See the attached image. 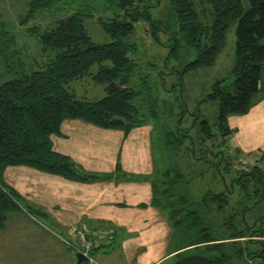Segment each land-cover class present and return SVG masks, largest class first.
Returning <instances> with one entry per match:
<instances>
[{"label": "trees", "instance_id": "1", "mask_svg": "<svg viewBox=\"0 0 264 264\" xmlns=\"http://www.w3.org/2000/svg\"><path fill=\"white\" fill-rule=\"evenodd\" d=\"M160 1L29 0L20 23L35 39L36 55L19 44L8 21L0 20V229L5 227L9 213L20 207L17 192L5 181L10 166H31L75 180L114 177L83 172L69 156L54 150L51 137L60 133L64 120L80 118L126 134L151 124L155 163L150 176L151 204L166 213L171 229L173 259L168 264H247L248 259L252 264H264V228L245 219V211L251 207L238 212V222L233 221L234 213L230 214L225 222L227 230H220L211 217L230 205L233 191L209 190L200 199H192L187 192L190 179L176 160L189 149L195 150L198 140L201 151L194 158L207 161V144L218 147L215 141L219 135L226 140L233 132L229 116L248 112L253 99L264 91V0H170L174 35L168 44L158 41L169 48L161 74L174 72L170 62L178 61L182 47L186 54L194 53L193 59L181 65L183 71L214 64L225 44L226 29L238 19L235 91L227 92L217 82L207 94V100L218 101L216 121L211 123L195 114L186 127L183 123L188 107L177 113L170 104L165 108L167 114L163 112L168 115L166 120L158 121V99L149 73L144 72L154 63L145 65L136 39L140 22H146L154 36L163 30L162 21L151 13ZM93 18L108 41L98 42L90 34L86 21ZM31 19L42 23L28 25ZM87 85L105 94L80 95L77 91ZM176 116L179 118L174 122ZM188 140L190 147L185 145ZM213 154L217 156L215 165L225 163L232 180L241 183L245 179L243 186L251 189L248 176L254 172L243 169L245 159L235 153L240 163L234 166L233 155L224 149ZM254 168L263 177L264 173Z\"/></svg>", "mask_w": 264, "mask_h": 264}, {"label": "crops", "instance_id": "2", "mask_svg": "<svg viewBox=\"0 0 264 264\" xmlns=\"http://www.w3.org/2000/svg\"><path fill=\"white\" fill-rule=\"evenodd\" d=\"M228 123L237 142L233 148L253 152L264 139V91L248 112L230 115ZM153 135L151 124L126 134L66 119L51 137L54 150L83 172L114 177L75 180L26 165L8 167L5 181L17 192L20 207L0 229V264H76L79 251L59 237L67 235L81 246L68 235L72 227L90 229L101 244L94 256L103 264H161L171 252V229L151 204Z\"/></svg>", "mask_w": 264, "mask_h": 264}, {"label": "rangeland", "instance_id": "3", "mask_svg": "<svg viewBox=\"0 0 264 264\" xmlns=\"http://www.w3.org/2000/svg\"><path fill=\"white\" fill-rule=\"evenodd\" d=\"M28 1L29 0H0V20L8 21L9 28L14 29L18 35L19 44L21 46H26L31 55H36V41L26 31V25L20 23L21 15L28 9ZM151 13L162 21L163 30L159 31L157 36H154L149 31V25L146 22H140L138 23L139 28L136 39H139L140 54L142 60L145 61V65H147L149 61L154 63V65H149V69L145 68L144 72L147 71V73H149L153 90L158 99L156 107L159 111L158 121L166 120V116L168 115H165L163 112H165L167 106L169 108V106L172 105L173 110L177 113H179L182 108L188 107V112L183 123L185 127L193 122L195 114H200L201 118L214 123L218 116V101L207 100V94L212 91L213 86L219 81L225 91L231 93L235 91L233 70L236 61V28L238 26V19L232 20L226 29L225 44L220 50L214 64L183 71L181 65L185 63V60L188 61L193 59L194 53L186 54L185 47H182V53L179 55L178 61L174 60L170 62V65H173L172 69H174V72H164L161 74L160 71L165 69V56L169 48L158 41L161 39V41L167 42L168 44L174 35V23L170 11V0H161L159 5L151 8ZM207 18L211 19L210 15H208ZM34 23H42V21L31 19L28 25ZM86 25L90 34L96 41L106 42L109 40L95 18L88 19ZM261 43H264V39H262ZM151 67L152 69H150ZM154 67L156 68L154 69ZM180 71L184 73L180 74ZM262 78L264 82V66ZM175 82L178 84L174 85ZM141 86H143L142 82L140 83V87ZM86 87H81L82 90L80 89V91L77 92L80 95L82 94L90 97L103 96L105 94L100 88H95V86L87 85ZM164 101H168L169 103L163 104ZM178 118L179 116H176L174 122H176ZM195 131L196 128L191 131L193 136H195ZM189 141L190 140H188L185 145L190 147L191 144H188L190 143ZM215 143L219 146L213 147L211 143L207 144L210 148V155L207 161L194 158V154L198 156L201 151V145L198 140H195L194 146L192 144L195 150L189 149L187 154L182 155L180 158L177 157L176 159L180 162L179 164L186 174V178L190 179L187 186L189 196L194 200H198L209 190L217 192L227 191L228 189L232 190L233 192L230 194V205L211 217L217 227L222 231L227 230L225 222L229 215L234 213L233 221L238 222L240 218L238 212L250 206L251 208L245 211V219L250 224L254 223L258 227L264 228V175L261 177L259 171L254 168L257 166L259 170L264 173V139L258 142L259 145L255 146L253 152L236 151L233 146H236L237 142L232 135L228 136L226 140L219 135ZM227 146H230L229 149ZM219 148L224 149L226 154L233 155L231 157L234 160V166H239L238 163H240L237 162L238 159L234 157L235 153L238 154L239 157L245 159L246 164H244L243 169L246 172H254V176H248L251 178L250 181L253 184L250 190H247V188L243 186L246 183L245 179H243L241 183L232 180L233 174L226 172L225 163H222L220 167L215 165L217 156L213 153H217ZM164 215L166 216V213ZM242 244L244 245L245 242H242ZM168 248L170 249L171 246ZM172 255L173 254L168 255L161 264H168L171 262L173 259ZM246 261H249L247 264H252L251 260L248 259ZM237 264H244V262H237Z\"/></svg>", "mask_w": 264, "mask_h": 264}, {"label": "built area", "instance_id": "4", "mask_svg": "<svg viewBox=\"0 0 264 264\" xmlns=\"http://www.w3.org/2000/svg\"><path fill=\"white\" fill-rule=\"evenodd\" d=\"M68 235L76 237L79 240L80 245L73 243L68 237L59 235V237L68 245L73 246L79 252L83 253L86 260L81 264H103L95 256V249L99 246V243L90 237V229L88 227H72L68 231ZM80 246V247H79Z\"/></svg>", "mask_w": 264, "mask_h": 264}, {"label": "water", "instance_id": "5", "mask_svg": "<svg viewBox=\"0 0 264 264\" xmlns=\"http://www.w3.org/2000/svg\"><path fill=\"white\" fill-rule=\"evenodd\" d=\"M85 260H86L85 255L83 253H81V252H78L77 253V262H76V264H81Z\"/></svg>", "mask_w": 264, "mask_h": 264}]
</instances>
